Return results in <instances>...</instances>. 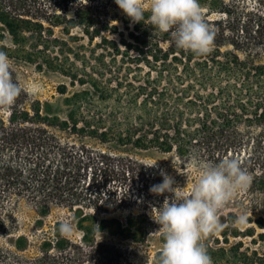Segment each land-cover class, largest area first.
Wrapping results in <instances>:
<instances>
[{
	"label": "trees",
	"instance_id": "16d2710c",
	"mask_svg": "<svg viewBox=\"0 0 264 264\" xmlns=\"http://www.w3.org/2000/svg\"><path fill=\"white\" fill-rule=\"evenodd\" d=\"M200 4L214 32L206 55L177 48L171 30H157L147 11L139 23L119 15L114 0H0V51L69 79L58 87L67 94L65 115L44 114L39 100L27 103L11 66L21 92L0 105V237L16 251L0 247V264H132L127 248L97 238L105 231L156 241L158 264L163 238L153 235L151 217L98 216L132 207L128 189L120 197L117 186L107 188L111 181L162 182V168L132 150L185 164L194 154L214 163L236 157L250 189L264 193V0ZM21 201L41 217L38 225L55 206L74 211L82 237L61 235L57 221L35 255L20 254L33 245L18 234ZM237 217L229 212L220 236L204 239L212 264H264V217H249L256 225L247 228Z\"/></svg>",
	"mask_w": 264,
	"mask_h": 264
},
{
	"label": "clouds",
	"instance_id": "9594fccd",
	"mask_svg": "<svg viewBox=\"0 0 264 264\" xmlns=\"http://www.w3.org/2000/svg\"><path fill=\"white\" fill-rule=\"evenodd\" d=\"M115 4L133 22L148 19L160 32H169L175 46L190 50L196 55H206L214 42V32L205 22L200 0H114ZM21 88L11 75L9 57L0 51V105H11L20 94ZM193 163L197 174L188 187L176 186L175 179L161 171L162 182L153 184L149 192L165 197L159 207L152 210V219L163 238L158 255V264H212L204 239L219 232L223 224L217 212L238 192L244 190L250 174L242 166L239 158L224 157L218 162L203 160L194 154ZM246 217H237L238 223ZM61 235H70L72 226L64 221L59 225Z\"/></svg>",
	"mask_w": 264,
	"mask_h": 264
},
{
	"label": "rangeland",
	"instance_id": "374dc122",
	"mask_svg": "<svg viewBox=\"0 0 264 264\" xmlns=\"http://www.w3.org/2000/svg\"><path fill=\"white\" fill-rule=\"evenodd\" d=\"M253 1V0H252ZM147 2V0H145ZM117 11L119 15L124 12L117 6L114 12ZM11 66L17 71L19 81L22 87L28 93V102L31 103L34 100H39L42 103V110L44 114L57 113L61 116L65 115L67 106L64 103V97L66 95L60 94L58 87L63 83H69V79L59 72L44 69L39 70L35 65L16 62L10 60ZM73 90V88H70ZM70 90V91H71ZM62 136H66L64 133L57 132ZM134 157H137L141 161L151 165H159L164 172L171 175L175 181L176 186L184 187L187 191L188 187L194 182L197 169L196 165L192 163H186L176 157L173 154L161 153L156 150H132L129 151ZM247 154V153H246ZM160 183V182H157ZM157 183H142L140 180L123 184L116 181H111L107 188L112 186L118 187V196H122L126 187L128 189L127 198L132 202L131 209H121L111 214L98 213L99 218L103 217H118L125 220L126 215L132 211L135 214L146 213L152 219V210L154 207H159L165 197L171 198L172 193H164L156 195L149 192V188L153 184ZM252 184L251 177L247 187L238 192L226 205L218 210L217 216L221 223H223L225 217L229 212L233 211L239 215L243 214L246 217L245 222L238 223L241 228L251 227L256 225L254 222H250L249 217L257 219L260 216L264 217V193H259L256 190L250 189ZM86 211V210H85ZM18 221V234H27L33 240V245L28 250L20 252L25 256H32L38 252L37 243L44 233L50 234L53 226L57 221H67L72 226V232L68 235L73 240H80L83 235L82 230L76 224L78 215L74 211L64 207H53L51 213L43 219L42 224H37L39 217L33 206L30 203L21 201L16 208L15 212ZM156 225V231L159 228ZM258 232L262 229L258 228ZM154 231L153 235H158L159 232ZM220 236L219 232H216ZM97 238L100 240L116 243L124 246L128 249L132 264H154L156 241H150L147 243H137L129 239H122L117 235H113L109 232H98ZM236 238H232V241H236ZM249 244L250 238L245 239ZM259 244H257L258 246ZM0 247H6L13 251L16 248L11 245L7 237H0Z\"/></svg>",
	"mask_w": 264,
	"mask_h": 264
}]
</instances>
